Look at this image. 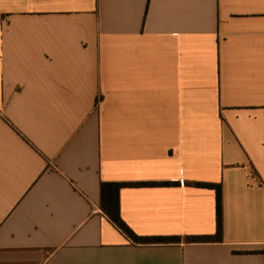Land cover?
I'll list each match as a JSON object with an SVG mask.
<instances>
[{
  "label": "crops",
  "instance_id": "0c3cea01",
  "mask_svg": "<svg viewBox=\"0 0 264 264\" xmlns=\"http://www.w3.org/2000/svg\"><path fill=\"white\" fill-rule=\"evenodd\" d=\"M0 264H264V0H0Z\"/></svg>",
  "mask_w": 264,
  "mask_h": 264
},
{
  "label": "trees",
  "instance_id": "16d2710c",
  "mask_svg": "<svg viewBox=\"0 0 264 264\" xmlns=\"http://www.w3.org/2000/svg\"><path fill=\"white\" fill-rule=\"evenodd\" d=\"M177 183H103L101 185V202L102 211L110 220L120 228L129 238L139 244H170L182 242L181 237H140L136 235L123 221L120 214L119 194L124 187H146V186H175ZM200 188L215 190L216 192V213L217 229L214 236L204 237H187L188 243L196 242H221L223 240V188L222 184L211 183H188Z\"/></svg>",
  "mask_w": 264,
  "mask_h": 264
}]
</instances>
